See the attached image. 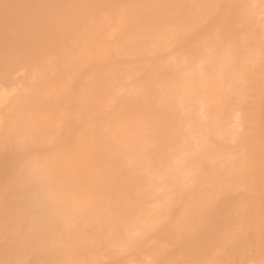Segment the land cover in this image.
Masks as SVG:
<instances>
[{"label": "bare ground", "instance_id": "bare-ground-1", "mask_svg": "<svg viewBox=\"0 0 264 264\" xmlns=\"http://www.w3.org/2000/svg\"><path fill=\"white\" fill-rule=\"evenodd\" d=\"M0 264H264V0H0Z\"/></svg>", "mask_w": 264, "mask_h": 264}]
</instances>
